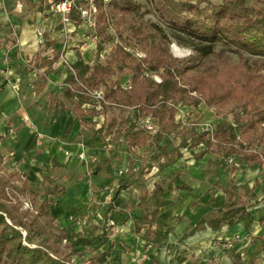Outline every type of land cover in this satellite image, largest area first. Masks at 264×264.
Masks as SVG:
<instances>
[{"label":"trees","instance_id":"16d2710c","mask_svg":"<svg viewBox=\"0 0 264 264\" xmlns=\"http://www.w3.org/2000/svg\"><path fill=\"white\" fill-rule=\"evenodd\" d=\"M45 1L27 0L26 4L46 10ZM96 1L99 9L94 34L102 41L117 37L119 41L105 62H86L79 55L67 65L64 96L70 100L69 109L76 118L91 124L93 134L108 135L118 129L128 150L144 147L150 154L137 172L130 160L128 175L120 177L111 193L101 227L77 230L58 224L51 210V196L64 194L65 185L50 175L33 185L26 173L5 168L6 157L0 149V264H73L74 255L86 256L79 264H119L113 256L115 238L108 239L114 229L109 212L116 208L120 191L130 186L146 167L163 171L177 163L186 151L196 159L209 153L226 159L241 155L259 166L264 157V0H147L151 9L141 12L142 4L137 0ZM152 11L172 35L156 21L148 23V27L161 28L158 35L147 31L144 16ZM73 16L77 14L74 12ZM125 32L145 55L138 56L123 43ZM174 41L191 49L190 54L183 58L174 56L169 48ZM53 44V40L48 41L46 47ZM59 56L60 53L53 57L37 55L36 60L48 71ZM117 73L121 76L116 77ZM125 75L131 78L128 85L121 79ZM83 87H104L106 98L111 106H118V113L95 126V116L100 112L82 106L88 95L76 90ZM201 104L213 106L217 116L230 113L232 118L215 123L211 132L200 129L195 121L186 123L181 119L182 106L194 109ZM148 115L157 125L153 133L140 122ZM2 137L0 132V140ZM230 170L233 173L235 167ZM259 184L257 179L249 190L254 191ZM168 185L187 188L179 173ZM222 189L226 200L222 212L208 221L212 228L242 219L250 225L252 210L240 191L235 186ZM148 194L144 189L141 200ZM25 200L33 208L25 207ZM163 205V198L158 197L152 208L143 207L140 202H126L123 206L127 212L141 207L131 217L147 243L155 234L153 224ZM202 227L204 223L196 225V229Z\"/></svg>","mask_w":264,"mask_h":264},{"label":"crops","instance_id":"0c3cea01","mask_svg":"<svg viewBox=\"0 0 264 264\" xmlns=\"http://www.w3.org/2000/svg\"><path fill=\"white\" fill-rule=\"evenodd\" d=\"M20 1L27 8L23 13ZM26 2L0 0V149L6 157L5 168L26 173L33 185H38L46 175L65 185L64 194L51 196V210L61 226L69 227V217L94 216L93 206L108 198L103 163L100 168H92L93 161L105 153V147L103 137L93 134L90 123L76 118L69 109L70 100L64 96L66 63L77 58L74 39L64 36L68 32L59 15ZM39 26L45 31L43 42L36 33ZM51 40L54 44L46 47ZM56 53L60 56L50 70L39 66L37 55L53 57ZM32 123L42 133L40 138ZM80 143L86 145L87 163L76 154L66 155L69 150L76 152ZM139 149L146 148L135 147L132 151ZM179 175L187 188L173 190H184L187 195L164 201L159 208L153 224L155 234L148 242L152 257L147 264H264V206L257 216L249 207L253 217L250 225L242 219L213 229L208 221L222 212L226 200L222 188L227 185L218 182L214 186L210 180ZM257 179L260 184L255 189L262 184L260 177ZM130 186L119 193L117 204L122 211L124 204L131 202L121 200L123 191ZM198 223H204V227L196 229ZM136 239L123 264L135 260V254L142 251V243ZM227 240L233 242L231 247L223 245Z\"/></svg>","mask_w":264,"mask_h":264},{"label":"rangeland","instance_id":"374dc122","mask_svg":"<svg viewBox=\"0 0 264 264\" xmlns=\"http://www.w3.org/2000/svg\"><path fill=\"white\" fill-rule=\"evenodd\" d=\"M142 4V8L139 12L143 11L146 8L151 9V5L147 0H137ZM27 3V2H26ZM21 12L27 10L26 5L19 7ZM144 21H146L147 31L151 33V35H158L157 32L161 28H155L153 26L148 27V23L151 21L158 22L162 28L169 34L172 35L171 29L168 28L165 24H163L160 19L157 17L155 12H150L144 16ZM69 31L67 35V39H74L75 49L74 53L76 57L81 55V57L90 63L95 62H105L106 59L111 55L113 50L116 47V43L119 41V38H115L110 41H102L101 37H97L94 33V28H91L85 24H76L71 25L69 27ZM115 29V28H113ZM126 41L123 43L132 50L135 51V54L138 56H143L145 53L137 46L132 36H127V32L123 35ZM63 38V37H62ZM60 38V39H62ZM65 39V38H63ZM133 40V41H132ZM100 41H102L100 43ZM128 42V44H126ZM131 43V44H130ZM170 51L174 56L183 58L187 57L191 49L178 44L177 42H171L169 45ZM234 59L238 57L233 55ZM226 59V58H225ZM232 59V60H234ZM231 61V60H230ZM235 61V60H234ZM121 76V74L117 73L116 77ZM157 80H160L158 75H154ZM122 81L128 85L131 81V78L128 75L121 77ZM182 110L185 115L184 119L186 122H212L213 124L217 122H224L225 120H229L232 118L230 113L224 114L222 116H217L215 114L214 107H208L204 104H201L197 108L182 106ZM191 109H193L191 111ZM119 111L118 106H109L106 113L104 114V119H100L99 123L95 126H99L103 122V120H109L114 114H117ZM92 128V127H91ZM101 135V134H100ZM103 137L105 153L102 154L101 157L96 158V160L92 163V168L102 167L101 163H103L104 168L107 172L106 179V187L104 190L106 191V196L108 198L103 199L97 204V206H93L94 216L90 214L89 217L84 216H73L71 219L68 218V225L73 226L75 229H97L102 225V218L104 216L105 207L110 201V194L117 186L120 177L127 176L128 172L119 173L120 168L129 167L130 160L132 161V165L135 167V172H137L142 165H145L148 156V149H139L130 151L128 150L127 142L122 134V132L118 129H115L111 134L101 135ZM133 152V153H132ZM235 167L234 179L232 177V173L230 168ZM156 168L146 167L144 172L141 175H138L134 183L126 190L123 191V198L121 199L123 202L131 201L133 203L141 202V205L146 208H152L158 197H162L166 202L168 200H173L180 198L182 196H186L187 193L184 190H178L170 188L168 183L169 181L177 174H189L191 179H204L210 180L209 183L214 186L216 183H220L221 185L227 186H235L239 191L240 195L243 199L248 202V206L254 210V215L257 216L260 212V209L264 206V173L261 170V166L256 162H250L243 159L241 155L231 156L229 159L221 158L219 155L215 153H209L204 156L202 159H196L191 153L188 151L185 152L180 160L166 168L163 171H155ZM127 174V175H126ZM260 177L261 185L255 189L254 191H250L252 185H254L256 177ZM61 185V184H60ZM148 190L149 194L145 200H141L140 193L144 190ZM25 207L33 208V205L30 201L25 200ZM168 209V206L165 207L164 211ZM140 209L137 207L133 212H127L121 210V205L117 204V207L109 212L110 224L114 227L113 233L109 235L108 239L115 238V249H114V259L119 263L123 264V259L126 257L128 253V248H132V241L134 238L136 240L141 241L142 248L141 252L135 254V260H131L130 263L126 262V264H147L146 261L150 260L152 257L151 250L148 248V244L144 241L143 233L137 231V225L133 221L131 217L132 214H137ZM128 214V216H126ZM58 224H62L61 221L57 220ZM149 257L145 259L143 255ZM86 256L74 255L73 264H79L83 261Z\"/></svg>","mask_w":264,"mask_h":264},{"label":"built area","instance_id":"2783aa9c","mask_svg":"<svg viewBox=\"0 0 264 264\" xmlns=\"http://www.w3.org/2000/svg\"><path fill=\"white\" fill-rule=\"evenodd\" d=\"M104 3H108L110 0H103ZM3 3V1H2ZM1 3V4H2ZM45 4L47 5V11L57 14L60 17L61 23L63 24V29L68 32L71 25L76 24H85L91 28H95L97 23V13H98V4L96 0H46ZM19 7L24 5V2L20 1L18 3ZM77 14V17L73 16V13ZM36 33L40 42H43L45 38V31L44 29L39 26L36 29ZM71 63H66V65L70 66ZM79 93L88 95L87 100H84L82 106L85 108L93 107L96 111L100 112L98 116H95V119H104V114L102 111L107 105H110L111 102L105 96V89L104 87L100 88H87L83 87L81 90H76ZM182 108H180V116L181 119L185 121V115ZM141 124L146 127L151 133L155 132L157 129V125L154 122V119L151 115L141 118ZM102 123V122H100ZM187 123V122H186ZM197 126L200 129L212 131L214 128V124L212 122H197ZM33 128L37 131L38 137L42 136V133L36 128V125L32 123ZM10 132H13V129H10ZM76 154L79 159L83 160L85 163L88 162V154L86 151V145L84 143H80L78 145L77 151L69 150L66 151L67 156H72ZM261 170L264 173V157H262L261 162ZM129 170V167L120 168L119 173H125ZM148 244V243H147ZM225 247H231L233 242L231 240H227L224 244ZM146 254V253H145ZM145 259L149 258L146 255H143Z\"/></svg>","mask_w":264,"mask_h":264}]
</instances>
